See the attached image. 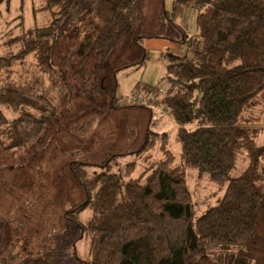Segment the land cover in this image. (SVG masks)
I'll list each match as a JSON object with an SVG mask.
<instances>
[{
	"label": "trees",
	"instance_id": "obj_1",
	"mask_svg": "<svg viewBox=\"0 0 264 264\" xmlns=\"http://www.w3.org/2000/svg\"><path fill=\"white\" fill-rule=\"evenodd\" d=\"M42 1L40 10L56 9L52 20L23 36L22 50L0 56V151L11 160L24 158L73 110L75 100L99 99L100 72L134 23L144 19V0ZM9 2L0 0L6 8ZM194 3L198 36L185 55H167L163 98L178 125L182 165L173 164L167 135L148 129L142 148L160 139L163 154L148 174L125 179L101 171L83 183L86 199L72 210L93 209L80 225L89 238L84 264H264V256L252 252L258 223L264 222V143L257 141L263 123L243 118L264 91V0ZM140 90L156 91L138 83L133 94ZM2 106L16 116L8 119ZM93 121L77 120L71 131L85 133ZM239 158L244 167L232 174ZM186 168L225 185L218 202L199 215ZM75 175L84 181L80 171ZM15 244L9 243L5 264L18 257ZM55 253L44 248L15 264H51Z\"/></svg>",
	"mask_w": 264,
	"mask_h": 264
},
{
	"label": "rangeland",
	"instance_id": "obj_2",
	"mask_svg": "<svg viewBox=\"0 0 264 264\" xmlns=\"http://www.w3.org/2000/svg\"><path fill=\"white\" fill-rule=\"evenodd\" d=\"M194 1L144 0L143 21L134 23L99 74V99L75 100L73 110L65 112L58 125L30 146L24 158L16 155L11 160L0 151V264H5L10 242H16L18 253L11 264L50 247L56 252L51 264H84L89 257V238L80 225L92 218L93 209L85 205L72 210L86 199L83 183L101 171L120 173L125 179L148 174L154 162L163 158L160 139L149 149L142 148L148 129L167 135L173 164L182 165L178 125L167 113L163 98L169 86L167 55H185L189 42L198 36L199 9ZM42 4V0H10L8 8L0 4V56L22 50L23 36L31 37L34 28L52 20L56 9L40 10ZM138 83L155 87V93L140 90L134 95ZM263 93L257 96L258 104L243 113V118L257 117L263 123L259 144L264 143ZM1 109L8 119L16 116L6 106ZM89 116L94 121L87 132L71 131L75 121ZM241 160L232 174L243 169ZM77 170L84 181L75 175ZM185 174L199 215L218 202L225 185L193 168H186ZM257 233L252 252L260 257L264 256L262 220Z\"/></svg>",
	"mask_w": 264,
	"mask_h": 264
}]
</instances>
